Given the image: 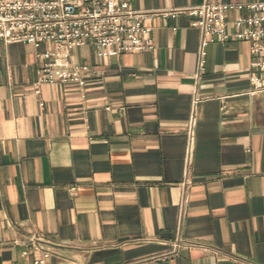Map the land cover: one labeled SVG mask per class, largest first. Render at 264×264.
Listing matches in <instances>:
<instances>
[{
	"label": "crops",
	"instance_id": "obj_1",
	"mask_svg": "<svg viewBox=\"0 0 264 264\" xmlns=\"http://www.w3.org/2000/svg\"><path fill=\"white\" fill-rule=\"evenodd\" d=\"M191 21L148 20L143 52L74 49L72 64L91 69L84 97L61 83L35 93L44 45L0 40V264H33L22 251L37 235L47 264H264V89L250 42L210 43L200 71ZM179 236L200 246L172 254Z\"/></svg>",
	"mask_w": 264,
	"mask_h": 264
},
{
	"label": "built area",
	"instance_id": "obj_2",
	"mask_svg": "<svg viewBox=\"0 0 264 264\" xmlns=\"http://www.w3.org/2000/svg\"><path fill=\"white\" fill-rule=\"evenodd\" d=\"M237 15L230 18V12ZM192 17L191 25L201 32L198 68L204 70L207 47L212 42L245 40L254 56L251 80L255 89H264V0L218 2L143 10L131 0H0V40L22 41L39 48L40 61L34 92L43 83H61L82 91L90 72L88 65L72 64V51L93 45L98 59L126 52H143L154 47L153 26L147 21L156 16ZM43 235L31 236L23 255H34L33 264H47L52 247ZM200 244L181 236L173 242L170 253L182 247Z\"/></svg>",
	"mask_w": 264,
	"mask_h": 264
}]
</instances>
